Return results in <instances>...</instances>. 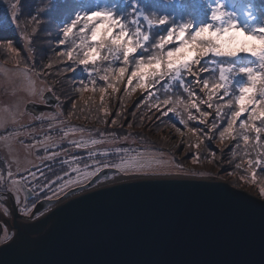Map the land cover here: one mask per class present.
I'll use <instances>...</instances> for the list:
<instances>
[{
  "label": "snow or ice",
  "instance_id": "obj_1",
  "mask_svg": "<svg viewBox=\"0 0 264 264\" xmlns=\"http://www.w3.org/2000/svg\"><path fill=\"white\" fill-rule=\"evenodd\" d=\"M126 3L128 6L123 11L108 0L93 7H75L70 18L60 26L57 58L62 71L57 75L75 72L78 68L87 74V82L81 80L78 86L74 85L69 115L76 111L77 97L88 105L96 102L98 94L95 111L102 115L94 118L108 124V117L112 115L109 100L121 93L123 85V97L111 125L125 119L124 99L139 91L141 96L136 107L145 108L151 114L149 119L154 116L163 123V117L170 114L176 117L180 127L173 124L175 131L187 137L185 147L195 149L191 157L193 163L200 162L201 145L206 140L231 144L230 162L239 159L235 168L255 183L257 170H264V18L258 19L252 3L238 10L235 5L230 8L228 0H207L206 18L199 21L191 15L179 20L174 14L157 15L142 0H130V3L126 0ZM11 7L18 10L19 0ZM63 7L72 8V5ZM240 34L245 41L239 40ZM0 48L6 53L16 51L11 41L0 44ZM52 67L51 62L44 65V69ZM44 69L41 76L51 75ZM85 93L93 95L85 99ZM44 119L41 117L42 121ZM47 120L52 128L57 117L49 116ZM190 122L203 127L190 126ZM128 127H132L131 122ZM0 129H7V134L0 136L3 141H9L17 131L9 127L6 118L0 119ZM57 131L60 135L46 133L41 140H35L31 132L17 133L21 142L24 135L34 138L29 147L42 149V160L55 162L61 157L63 165H76L44 188H50L57 181H63L58 186L59 192L73 185H90L101 174L107 179L106 170L121 175H170L173 173L159 170L175 167L179 171L174 174L185 172L183 164L174 163L175 157L166 160L162 149L149 151L120 146L139 133L125 132L121 136L119 131L86 129L64 120L58 121ZM85 132L90 135L85 137ZM77 135L79 139L72 138ZM64 141L69 148L63 147ZM102 144L114 147L95 151L96 146ZM73 149H88L87 159L92 163L81 167L82 158H64L65 153ZM215 155L213 151L206 158L214 160ZM72 173L76 174V179H65ZM188 174L211 175L195 171ZM35 176V172L28 170V175L12 179L10 166L7 177L0 174V184L9 186L6 195L12 196L19 212L26 215L32 214L35 207H29L27 201L38 199L34 195L36 189L28 187L30 178ZM244 179L242 176L241 180ZM80 190L83 191V187ZM259 191L264 197V185ZM10 239L8 231H4L0 244Z\"/></svg>",
  "mask_w": 264,
  "mask_h": 264
},
{
  "label": "water",
  "instance_id": "obj_2",
  "mask_svg": "<svg viewBox=\"0 0 264 264\" xmlns=\"http://www.w3.org/2000/svg\"><path fill=\"white\" fill-rule=\"evenodd\" d=\"M106 172L32 221L15 206L0 264H264V197L228 175Z\"/></svg>",
  "mask_w": 264,
  "mask_h": 264
},
{
  "label": "rangeland",
  "instance_id": "obj_3",
  "mask_svg": "<svg viewBox=\"0 0 264 264\" xmlns=\"http://www.w3.org/2000/svg\"><path fill=\"white\" fill-rule=\"evenodd\" d=\"M13 3H17V0H0V25L11 24L15 30L13 34L14 36L3 37L0 39V44H7L8 41H11L12 47L16 50L15 52L6 53L5 49L0 48V119L6 118L9 127H14L17 131L13 132L12 138L9 141L0 140V174L7 177V169L10 166L13 172L12 179H19L22 175H28V170L32 169L31 166L36 165L35 167L38 166L37 168L40 172L38 173L40 190H45L43 191L44 193L49 194L50 197L52 196V198H54L62 196L65 192L78 185L70 186L66 188L64 192L58 191V186L63 183V181H57V183L51 185L50 188H44L43 186L56 180L57 176H64L66 172L70 171V168L76 167V165H70L67 169L63 168L64 170H62L63 164L61 162V157H57L55 162L46 159L42 160L41 157L44 156L43 150L29 147L34 143V138L32 136L24 135L23 141L21 142L20 135L17 133H34L35 140L43 139L46 133L58 136L60 135L57 131L59 120H64L70 125L82 126L86 129H100L103 131L104 127L103 124L99 125L98 122L95 123V126L81 123L84 121L85 117L83 113H81V116L76 115L77 112L76 114L69 115L67 111H64L65 108L59 102V98L57 97V93L61 92L54 90L44 79V82L39 79V76L37 75L39 74V70H42L44 65L48 64V61L44 59L46 56L44 49L51 45L50 40L52 35L49 33L50 31L47 33L44 32L46 30L42 29V26L35 23L37 19L32 21L30 18H26L25 15L20 16L23 14L20 9V0L18 10L11 7ZM237 9L240 10V6H238ZM13 15L16 16L15 19L12 18ZM40 22L41 21H37V23ZM33 29H35V31H33ZM239 40L243 42L246 38L240 34ZM248 43L251 44L252 42L248 41ZM25 69L28 71L25 72ZM51 69L53 70L49 71L52 73L55 66ZM47 91H51L55 96L57 95L56 98L58 99V102L56 104L51 105L46 102L45 96ZM53 115L57 117V120L52 122L53 127L50 128L47 117ZM126 116L127 115H125V117ZM41 117H44L45 119L42 121ZM108 119L111 121L110 118ZM127 122L128 121L125 122V125H127ZM21 125H30V127L22 128ZM127 132L134 134L137 133L133 130H128ZM6 134L7 129H0V136ZM84 135L87 137L90 133L85 132ZM135 136L136 135L129 137L127 142L120 146L126 148L130 146L139 150L147 149L149 151L162 149L156 147L151 141L139 139ZM72 138L79 139L80 137L77 135ZM97 138L99 137L97 136ZM174 138L177 142L182 139V137L179 136H177V138L174 136ZM171 141V143H167V146L162 149L165 159L172 160V158L175 157V164H183L185 172L181 174H188L189 171L197 172L196 169L198 170L199 166H202V164H200V162L193 163L191 158L192 155H189L190 153L188 154L186 150H183L179 145H176V143L173 142V139H171ZM63 147L69 148L67 141H64ZM112 147H114L112 144H102L96 146L95 151H103L105 148L111 149ZM57 151H60V149H57ZM88 151V149H73L72 151L66 152L64 158L70 159L75 156L82 158L80 160L81 167L84 165H90L92 161L87 159ZM237 162L239 163L240 160L237 159ZM17 168L20 169L19 174L17 173ZM159 171L174 174L177 173L179 169L171 167L163 168ZM216 171H221V175H228V181L261 195L259 189L264 185V170H257L255 183L251 182L250 178L245 176L243 171L237 173L235 165L231 168V165L228 162L219 164ZM38 174L36 173V176ZM115 174L118 173H111L110 176ZM242 176L245 177L244 180H241ZM76 178L75 173L65 177V179ZM5 231L8 230L5 229ZM8 234H10L9 231Z\"/></svg>",
  "mask_w": 264,
  "mask_h": 264
},
{
  "label": "trees",
  "instance_id": "obj_4",
  "mask_svg": "<svg viewBox=\"0 0 264 264\" xmlns=\"http://www.w3.org/2000/svg\"><path fill=\"white\" fill-rule=\"evenodd\" d=\"M105 0H20V9L23 12L22 15H25L26 18H30L32 21L37 19V21H41L40 23L35 22L36 24L42 26V29L46 30L44 32H49L52 35L50 40L51 45L45 47V57L44 59L48 61V63H52L55 66L54 71H52L51 75L41 76L39 70V79L43 81H47L49 85L54 89L61 93H57V97L59 98V102L65 108L64 111L70 113L71 111V103L70 97L75 95L74 85L78 86L79 81L84 80L87 82L86 76L87 74L81 70L77 69L75 72H68L63 76H58L57 73L62 71V67L60 66L57 58V52L60 50L57 46V38L59 34L60 26L64 21L70 18L71 11L75 7L79 6H87L93 7L97 4L104 3ZM108 2L116 3L117 7L122 11L125 10L128 6L126 0H108ZM130 3V0H128ZM145 3L149 10L155 11L157 15L168 13L174 14L177 20L181 18H185L188 15L194 17L197 21L206 18V3L207 0H142ZM71 4L72 8H64L63 6L66 4ZM248 3H252L256 9V15L258 19L264 18V0H228L229 7L238 4L239 6L245 5ZM29 19V20H30ZM34 23V24H35ZM48 25V27H47ZM50 28V29H48ZM14 28L11 24L0 25V39L3 37H12L14 36ZM242 35V34H241ZM56 61V62H55ZM44 69V68H43ZM45 71L53 70V69H44ZM207 75V74H205ZM44 82V81H43ZM55 91V92H57ZM92 93H85L84 98L92 96ZM141 93L139 91L132 93L124 99L125 108V119L120 120L117 125H111L110 121L108 124L98 122L94 117L102 115V113H97L95 111L96 107L99 104V96L98 94L95 96V103H89L85 105L83 100H80L78 97L76 98V111L74 114L82 115L83 113L84 121L81 123H86L92 126H95V123L98 122L99 125L103 124L104 130L107 131H119L120 135H124L128 130H133L139 133V136H135L136 138L148 140L155 144L156 147L164 149L167 146V143H171V139L176 145H179L180 148L186 150L189 155H192L195 149H188L185 147L187 143V137H182L180 141H175L174 136L181 137L173 127V124H176L177 127H180L179 122L176 117L170 114V117H163V123H160L153 116L149 119L151 114L147 113V110L143 107H136V103L140 98ZM123 97V85L121 86V93L116 94L115 98L109 100V107L111 108L112 115L108 118L113 119L116 111L119 110V103L121 98ZM133 112H135V116L133 117ZM129 119V120H127ZM72 120V119H71ZM109 120V119H108ZM122 121V122H121ZM127 125H125V122ZM142 121V122H141ZM129 122L132 123V127L129 128ZM123 125V128L120 129V125ZM190 126L203 127V125H196L194 122H190ZM207 129H205L206 131ZM182 131L186 132V129L182 128ZM174 135V136H173ZM175 145V146H176ZM231 144H221L218 140L213 141H205L204 144L201 145V159L197 172H207L211 173V175H221V171H216L217 166L219 164H223L224 162H228L233 168L236 165L237 160H233L230 162L231 157ZM222 150V151H221ZM215 152V159L210 160L208 157L210 152ZM190 157V156H189ZM69 165H62L63 168H68ZM222 167V166H221ZM240 173L241 170L237 169V173ZM231 178V177H229ZM228 179V178H227Z\"/></svg>",
  "mask_w": 264,
  "mask_h": 264
},
{
  "label": "flooded vegetation",
  "instance_id": "obj_5",
  "mask_svg": "<svg viewBox=\"0 0 264 264\" xmlns=\"http://www.w3.org/2000/svg\"><path fill=\"white\" fill-rule=\"evenodd\" d=\"M35 166L36 165H32L31 166L32 169L30 171L35 172L37 174L40 173L39 169L37 168L38 166L37 167H35ZM38 178H39V174L35 177H31L30 183L28 184L29 188H35L36 189V192L34 193V195L38 196V199H35V200L29 199L27 201L29 207H32L33 205H35V207L33 209V213L30 215H26V214L19 212L18 206L14 202V198L12 196L6 195V192H7L9 186L0 184V235H1L0 238L3 237L5 229H7L10 232V234H9L10 237L13 236L14 229H15L14 228L15 216H14L13 210H14L15 206H16L19 214H20V220L23 222L32 221V220L38 218L39 216H41L43 214H49L54 209L55 205L49 203V204H47V206L43 210L38 211L39 207H40L39 203L42 200L53 199L52 196L50 197L49 194H46L43 192L45 190H42V191L40 190V187L38 184V182H39ZM58 197H60V196H58ZM58 197H54V198H58ZM5 200L7 201L6 204L4 203Z\"/></svg>",
  "mask_w": 264,
  "mask_h": 264
},
{
  "label": "bare ground",
  "instance_id": "obj_6",
  "mask_svg": "<svg viewBox=\"0 0 264 264\" xmlns=\"http://www.w3.org/2000/svg\"><path fill=\"white\" fill-rule=\"evenodd\" d=\"M13 236H14V233H13ZM13 236H12V237H13ZM12 237H11V238H12ZM13 241H14V240H13Z\"/></svg>",
  "mask_w": 264,
  "mask_h": 264
}]
</instances>
